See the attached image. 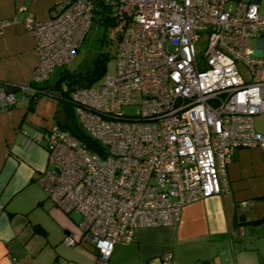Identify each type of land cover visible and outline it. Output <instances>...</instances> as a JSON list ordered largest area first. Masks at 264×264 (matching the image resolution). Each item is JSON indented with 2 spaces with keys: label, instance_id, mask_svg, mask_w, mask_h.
I'll use <instances>...</instances> for the list:
<instances>
[{
  "label": "built area",
  "instance_id": "2783aa9c",
  "mask_svg": "<svg viewBox=\"0 0 264 264\" xmlns=\"http://www.w3.org/2000/svg\"><path fill=\"white\" fill-rule=\"evenodd\" d=\"M228 1L65 0L44 21H22L38 54L29 80L40 81L73 57L95 3L114 10L113 71L71 92L77 122L99 151L52 122L41 135L46 167L38 177L47 205L79 214L98 264L136 228L174 224L183 205L227 192L236 148H264L252 126L264 112V12L257 0H232L229 9ZM13 101L2 91L0 110ZM130 105L134 115L121 109Z\"/></svg>",
  "mask_w": 264,
  "mask_h": 264
},
{
  "label": "crops",
  "instance_id": "0c3cea01",
  "mask_svg": "<svg viewBox=\"0 0 264 264\" xmlns=\"http://www.w3.org/2000/svg\"><path fill=\"white\" fill-rule=\"evenodd\" d=\"M59 2L0 0V19L15 20L0 30V83L26 84L38 54L22 21L48 19ZM26 105L21 100L0 111V264H98L79 215L73 219L47 205L38 183L46 152L31 135L63 122L64 107L47 97L30 111ZM252 126L264 133V112L252 117ZM226 177L227 192L183 205L174 224L136 228L129 240L112 245L105 264H149L167 253L170 264L264 263V221L246 223L264 215V149L238 147ZM235 219L241 222L238 234ZM65 236L72 246L64 244Z\"/></svg>",
  "mask_w": 264,
  "mask_h": 264
},
{
  "label": "trees",
  "instance_id": "16d2710c",
  "mask_svg": "<svg viewBox=\"0 0 264 264\" xmlns=\"http://www.w3.org/2000/svg\"><path fill=\"white\" fill-rule=\"evenodd\" d=\"M63 1H65V0H60L61 3ZM60 2L58 4H56V6H52V8H54L52 13H54V11L57 10L59 5L61 4ZM25 19L34 20L31 18H25ZM0 21L11 22L12 20L0 19ZM34 21H36V20H34ZM115 21H116V17L114 16V10L109 4L101 3V2L95 3L94 7L92 8V18H91V22H90V25L88 27V30H89L92 22H95V24L98 27H101V34L96 39V41H97L96 48L98 50H96L94 57L91 60V66L86 68V69L79 70V71H73V72L63 70L59 73L58 77L52 83L48 82L49 74L57 66L52 68L48 72L47 77L45 79L40 80V81L29 80L30 79L29 78L28 81L26 82V84H24L22 86H13L11 84L0 83V85L3 88L2 91H4V89L6 87H13L14 88L13 92H5L4 91L5 93H11L13 98H14V101L11 104H6V106H4V108L1 110H5L7 108H10V107L14 106L18 101L23 100L27 104L26 108L28 109V111H30L33 109L35 102L40 97L50 98V99L54 100L56 102V104L62 105L64 107V110H65L64 121L61 123L58 121H53V122L55 124H57V126L60 127V129L66 130L68 133H70L72 136H74L77 139V141H79L82 144V146H85L89 150L98 152L99 147H98L97 143L91 137H89V135L84 131V129L82 127H80L78 122L75 120V117H74L75 115L73 112L74 104H73V101L71 100V92L78 87H87V86L94 85V82L96 80L103 78L104 75L107 74L105 72V70H106L107 61L109 59V54L106 51L100 50V48L103 45H107L108 43H114L115 49H116V40H113L109 37V29L111 26L114 25ZM88 30L86 31V33L88 32ZM86 33H85V35H86ZM85 35L82 39V42L85 38ZM114 52H115V50H114ZM74 55H75V53H74ZM113 58H114V54H113ZM71 59L69 61H71ZM67 63H65V64H67ZM60 66H62V65H60ZM41 139L43 140V137H41V135H38V140L40 142H42ZM36 141H37V139H36ZM260 149H264V148H260ZM225 174H226V168H225ZM228 186H229V183H228ZM43 201H46L45 197H44ZM68 213H71V212H68ZM262 221H264V215L260 216L259 218H256V219L249 220L246 223L257 224V223L262 222ZM240 223L241 222H238L237 219H235V221H234V233L240 232L239 231L240 227H238L240 225Z\"/></svg>",
  "mask_w": 264,
  "mask_h": 264
},
{
  "label": "rangeland",
  "instance_id": "374dc122",
  "mask_svg": "<svg viewBox=\"0 0 264 264\" xmlns=\"http://www.w3.org/2000/svg\"><path fill=\"white\" fill-rule=\"evenodd\" d=\"M241 1L246 2V1H250V0H241ZM257 1H259L258 12L263 13L264 12V0H257ZM233 5H234L233 1L229 0L226 3V8H228V9L232 8ZM100 34H101V27H98L95 24V22H92L88 32L85 35L83 42L81 43L80 47L75 52V55L73 56L71 61H69L67 64H64L62 66L55 67L49 74L48 82L52 83L58 77L59 73L63 70L73 72V71H79V70H83V69L90 67L91 66V60L94 57L96 50H98L96 48V45H97L96 39L100 36ZM249 44H250V47L252 49L255 48V40L254 39H251ZM199 48L200 49L202 48V44L199 46ZM100 50L106 51L109 54V59L107 61L105 72L111 73L113 71V67H114L113 54H114V50H115V44L114 43H108L107 45H103L100 48ZM238 67H239V71L242 75V78L245 79L247 77V73H246L245 69L239 65H238ZM101 80H102V78L96 80L94 82V85L99 84L101 82ZM121 109L123 112H125L129 115H134L136 110H137V107L135 105H130V106H122ZM74 117H75V120L77 121L76 116H74ZM251 204H253V202ZM70 215L73 219L78 217V215H76L75 212H71ZM261 229H264V227H260V230Z\"/></svg>",
  "mask_w": 264,
  "mask_h": 264
},
{
  "label": "water",
  "instance_id": "95a60500",
  "mask_svg": "<svg viewBox=\"0 0 264 264\" xmlns=\"http://www.w3.org/2000/svg\"><path fill=\"white\" fill-rule=\"evenodd\" d=\"M5 92H13L14 91V88L13 87H6L4 89Z\"/></svg>",
  "mask_w": 264,
  "mask_h": 264
}]
</instances>
